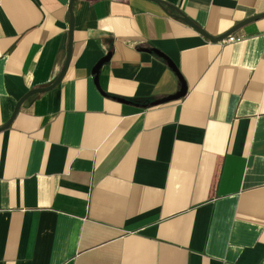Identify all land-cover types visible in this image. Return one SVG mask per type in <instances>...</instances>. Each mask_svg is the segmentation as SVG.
Here are the masks:
<instances>
[{
	"label": "crops",
	"instance_id": "0c3cea01",
	"mask_svg": "<svg viewBox=\"0 0 264 264\" xmlns=\"http://www.w3.org/2000/svg\"><path fill=\"white\" fill-rule=\"evenodd\" d=\"M69 2L0 0V264H264V0H74L15 113Z\"/></svg>",
	"mask_w": 264,
	"mask_h": 264
},
{
	"label": "water",
	"instance_id": "95a60500",
	"mask_svg": "<svg viewBox=\"0 0 264 264\" xmlns=\"http://www.w3.org/2000/svg\"><path fill=\"white\" fill-rule=\"evenodd\" d=\"M74 0H70L69 5H68V11L70 14V25H69V38H68V48H67V57H66V62L65 65L61 71V73L59 74L58 78L54 81V83L52 85H50L47 88H43V89H38V90H32L30 92H28L27 94H25V96L18 102L16 109H15V113L17 112V110L19 109V107L21 106V104L30 96H32L33 94L36 93H44L47 92L49 90H51L52 88H54L64 77L66 70L68 68L69 62H70V57H71V44H72V30H73V13H72V3ZM264 18V14L262 15H258V16H254L242 23H239L238 25H236L235 27H233L230 31H228L226 34L218 37V38H211L208 37L200 28H198L197 26H195L191 21H189L187 18L181 17V19L187 23L189 26H191L193 29H195L197 32H199L200 34L204 35L205 37H208L212 42H221L226 40L232 33H234L236 30L240 29L241 27H243L244 25L256 21L258 19ZM152 52H154L158 57L162 58L167 66L174 72V74L176 75L178 82H179V89L178 91L173 94V95H169L167 97H164L160 100L154 101L153 103H151V106H158L161 104H165L168 102H172V101H177L179 99H182L185 97L186 93H187V86L183 80V78L180 76L177 68L175 67V65L167 58L165 57L162 53L153 50ZM111 54L108 53L105 57H103L92 69V75L94 76V84L97 86V88H99L98 85V75H99V71L101 69V67L107 63L110 60ZM118 102L121 103H127L126 101L122 100V99H118ZM14 113V115H15ZM13 115V116H14ZM12 120V119H11ZM11 120L4 126L2 127L0 130H4L6 128L9 127Z\"/></svg>",
	"mask_w": 264,
	"mask_h": 264
},
{
	"label": "built area",
	"instance_id": "2783aa9c",
	"mask_svg": "<svg viewBox=\"0 0 264 264\" xmlns=\"http://www.w3.org/2000/svg\"><path fill=\"white\" fill-rule=\"evenodd\" d=\"M234 40H235L234 37H228L225 41L231 43V42H233Z\"/></svg>",
	"mask_w": 264,
	"mask_h": 264
}]
</instances>
